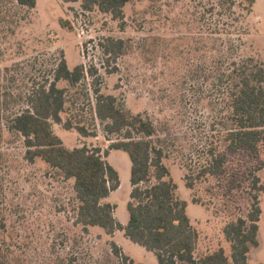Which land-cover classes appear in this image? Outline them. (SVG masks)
Returning <instances> with one entry per match:
<instances>
[{
  "label": "rangeland",
  "instance_id": "obj_1",
  "mask_svg": "<svg viewBox=\"0 0 264 264\" xmlns=\"http://www.w3.org/2000/svg\"><path fill=\"white\" fill-rule=\"evenodd\" d=\"M235 1L232 12L238 22L228 20V13L217 6L219 0H131L120 24L98 11L82 12L79 3L38 0L29 10L14 0H0V264L120 263L112 252L114 242L101 229L85 232L76 224L73 181L41 160L28 163L23 139L7 129L8 119L26 108L27 94L51 79L62 57L69 69L80 63L95 65L103 77L104 94L154 122L163 163L178 198L188 203L187 214L199 234L195 258L218 248L230 257L223 228L248 212L249 172L264 185V147L258 157L229 155L220 176H197L207 165L210 148L224 150L219 140L222 104L213 73L218 53L213 46L221 51V43L230 40L240 56L264 62V0H256L248 15L239 8L241 0ZM230 22L231 36H226ZM214 31L219 34L212 35ZM104 37L130 42L116 74H106L102 66L97 43ZM198 67H203V74L197 73ZM52 129L69 149L86 145L103 152L109 145L100 128L93 139H82L56 124ZM106 160L120 179L110 203L116 206L118 222L126 224L130 161L122 151L110 152ZM186 177L192 189L186 188ZM259 200V245L250 249L247 264H264V194ZM116 234L135 264H157L152 253Z\"/></svg>",
  "mask_w": 264,
  "mask_h": 264
},
{
  "label": "trees",
  "instance_id": "obj_2",
  "mask_svg": "<svg viewBox=\"0 0 264 264\" xmlns=\"http://www.w3.org/2000/svg\"><path fill=\"white\" fill-rule=\"evenodd\" d=\"M14 1L19 7L32 10L38 0ZM61 1L79 3L82 12L98 11L120 24L125 20L124 8L131 2ZM255 3L256 0H241L239 8L248 15ZM217 6L228 13V20L238 22L234 18L236 13L232 12L237 7L235 0H219ZM232 22L225 25L228 28L226 36H231ZM60 25L66 27L68 24L60 22ZM129 43L112 37L98 41L106 74L118 73L117 63L128 53ZM220 46L219 52L213 46L218 53L213 73H216L222 104L219 140L224 150L210 148L207 151L208 162L198 179L224 174L229 155L243 152L258 157L264 147V62L240 56V49L230 40ZM98 70L93 64L83 63L69 69L62 57L52 70L51 79L31 89L25 97L26 108L7 121L8 131L23 139L25 160L30 164L41 160L63 179L73 181L76 224L85 232L89 228H99L108 237L117 231L123 232L131 243L152 253L157 264H247L250 249L259 245V195L264 194L260 179L249 172L248 212L244 218H237L223 228L224 238L230 245V257L223 248H218L195 258L199 234L187 214L188 203L178 198L177 187L163 163L165 154L154 122L144 114L127 110L114 95L104 94L103 77ZM203 72V67L197 68V73ZM59 83L67 86L59 88ZM63 115L68 117L63 120ZM53 124L67 132H76L82 139L96 138L100 128L109 145L103 152L86 145L69 149L54 134ZM112 151L126 153L131 165L125 226L115 217L116 206L107 202L110 194L120 186L117 171L106 160ZM185 181L186 188L192 189L189 177ZM111 248L119 264H135L121 254L115 243H111Z\"/></svg>",
  "mask_w": 264,
  "mask_h": 264
},
{
  "label": "crops",
  "instance_id": "obj_3",
  "mask_svg": "<svg viewBox=\"0 0 264 264\" xmlns=\"http://www.w3.org/2000/svg\"><path fill=\"white\" fill-rule=\"evenodd\" d=\"M117 191V190H116ZM115 191V192H116ZM112 193H114V192H112ZM112 193L110 194V196H109V198L107 199V202L108 203H110V198H111V196H112ZM112 204V203H111ZM116 211V210H115ZM118 221V220H117ZM120 223V222H119ZM122 226H125L126 224H124V223H120ZM94 229V228H93ZM118 233H120L121 234V238L120 239H124L125 237H124V235H123V232H120V231H117ZM116 232V233H117ZM114 234L112 237H110L111 239H112V241L117 245V246H119L120 248H122V252H123V254L126 256V254H125V252H124V250H123V247H122V244H121V241H118L117 239H116V237H117V234ZM104 234V233H103ZM106 236V235H105ZM108 237V236H107Z\"/></svg>",
  "mask_w": 264,
  "mask_h": 264
}]
</instances>
